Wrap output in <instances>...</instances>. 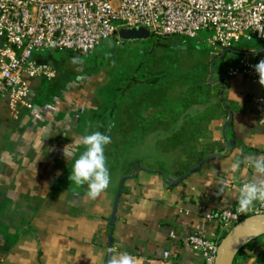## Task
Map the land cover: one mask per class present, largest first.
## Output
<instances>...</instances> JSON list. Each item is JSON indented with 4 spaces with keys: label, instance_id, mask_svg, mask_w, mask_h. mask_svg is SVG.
<instances>
[{
    "label": "crops",
    "instance_id": "0c3cea01",
    "mask_svg": "<svg viewBox=\"0 0 264 264\" xmlns=\"http://www.w3.org/2000/svg\"><path fill=\"white\" fill-rule=\"evenodd\" d=\"M227 52L240 51L233 45ZM227 52L214 51L208 61L224 58ZM260 54L242 56L256 61ZM44 64L56 75L46 83L44 78L31 81L30 109L14 111L7 99L0 101V264H110L119 259L118 253H127L133 264H201V251L189 243L193 235L216 242L219 249L235 229L223 227L221 213L237 208L244 183L264 181L249 163H241L235 172L231 169L245 155L264 157V125L252 101L264 96V85L240 76L219 78L212 85L219 88L223 111L213 113L205 125L211 146L197 143L202 131L186 125L184 133L196 136L179 147L183 155L172 154L154 167L135 161L121 165L115 177L110 175L109 187L90 199L86 184L70 182L75 157L66 160L63 149L94 131L109 134L117 120V107L110 116L116 99L105 114L96 109L100 100L95 97L61 93L68 82L75 84L81 76L102 70L64 76L51 62ZM167 143H161L164 149L170 147ZM229 260V264H264V235L237 244Z\"/></svg>",
    "mask_w": 264,
    "mask_h": 264
},
{
    "label": "built area",
    "instance_id": "2783aa9c",
    "mask_svg": "<svg viewBox=\"0 0 264 264\" xmlns=\"http://www.w3.org/2000/svg\"><path fill=\"white\" fill-rule=\"evenodd\" d=\"M121 28L191 39L204 32L207 44L220 51L255 36L263 44L258 60L245 55L226 75L260 84L254 66L264 60V0H0V101L7 99L14 111L30 109L31 81L55 78L49 65L35 59L36 53L92 52L102 41L118 38ZM252 101L264 125V96ZM249 215L264 217V202L249 213L225 210L220 216L223 227L231 230ZM189 243L201 251V264H216V242L193 235Z\"/></svg>",
    "mask_w": 264,
    "mask_h": 264
},
{
    "label": "rangeland",
    "instance_id": "374dc122",
    "mask_svg": "<svg viewBox=\"0 0 264 264\" xmlns=\"http://www.w3.org/2000/svg\"><path fill=\"white\" fill-rule=\"evenodd\" d=\"M207 38L208 34L204 32L195 39L151 35L145 40L127 42L109 38L92 52L80 53L82 55L74 61L77 67L82 66L89 72L102 71L81 76L76 82H81L79 85L68 82L71 86L62 87L61 93L73 97H95L100 100L96 109L105 114L116 99L119 109L117 120L111 129L108 128L110 132L107 134L112 139L105 147L111 177L121 170V165L131 161L154 167L164 163L163 159H169L172 154L179 158L185 152L179 147L196 136L184 133L186 125L192 128L196 125L198 133L202 131L199 137L196 136L197 143L203 142L204 148L212 145L213 141L207 138V122L213 113L223 111L219 88L212 84L221 77L229 80L226 72L237 65L242 54L257 53L263 49V44L255 36L250 39L243 37L234 44L239 53L227 52L224 58L217 57L214 62H209L210 53L218 51L222 54V51L209 46ZM60 57L59 53L53 54L55 59ZM131 77H134L133 93H137L122 97L123 83ZM154 80V86L142 87L144 81ZM168 113H171V118H165L164 114ZM201 115L203 119L199 118ZM165 141L170 145H165L167 150L162 146ZM208 150L203 151L213 153ZM166 153H169L168 157H165ZM249 216L243 225L238 226V232L249 231L264 219Z\"/></svg>",
    "mask_w": 264,
    "mask_h": 264
},
{
    "label": "clouds",
    "instance_id": "9594fccd",
    "mask_svg": "<svg viewBox=\"0 0 264 264\" xmlns=\"http://www.w3.org/2000/svg\"><path fill=\"white\" fill-rule=\"evenodd\" d=\"M260 77V84L264 85V60L254 66ZM111 136L100 131L83 135L76 145H66L63 156L75 157L69 176L70 182L75 185H87V196L96 199L101 192L110 185V171L106 164L105 147L111 143ZM82 149V150H81ZM76 153H79L77 156ZM241 163H249L254 172L264 177V157L245 155L243 160H237L231 165L233 172L237 171ZM257 202H264V181L246 182L239 189L237 209L239 213L251 210ZM115 249H109L114 252ZM119 259L112 260L110 264H133L132 258L127 253H118Z\"/></svg>",
    "mask_w": 264,
    "mask_h": 264
},
{
    "label": "water",
    "instance_id": "95a60500",
    "mask_svg": "<svg viewBox=\"0 0 264 264\" xmlns=\"http://www.w3.org/2000/svg\"><path fill=\"white\" fill-rule=\"evenodd\" d=\"M116 36L122 41L131 42V41L148 39V38H150L151 33L145 28H131V29L121 28L116 33ZM165 37H169V36H165ZM121 190H122V183L120 184V186L118 188L116 198H115V202H114L113 213H112V217H111V221H110V227L111 228L115 224L116 214H117L119 200H120V196H121ZM243 223H245V221L242 222L241 224H243ZM238 228L239 227L237 226L234 229L232 235L228 239H226L225 242H223V244L219 247L217 259H216V264H221L223 255L226 254V252L229 249L234 248L237 244L241 243L244 239L264 235V219L260 220L258 225H256L254 228H252L249 231L238 232V230H237Z\"/></svg>",
    "mask_w": 264,
    "mask_h": 264
},
{
    "label": "trees",
    "instance_id": "16d2710c",
    "mask_svg": "<svg viewBox=\"0 0 264 264\" xmlns=\"http://www.w3.org/2000/svg\"><path fill=\"white\" fill-rule=\"evenodd\" d=\"M115 39V38H113ZM105 41V40H104ZM103 42V41H102ZM101 44V43H100ZM99 44V45H100ZM98 45V46H99ZM97 46V47H98ZM95 50V49H94ZM231 50V49H230ZM229 50H225V52H227ZM59 53L61 54V57L60 59H55L53 58V54L54 53ZM48 53V55H47ZM52 53V54H50ZM82 54L80 53H74V52H70V51H58V50H52V51H46V52H39V53H36L35 54V57L36 59L39 61V62H42V63H52V65L54 66V68L56 69V71L60 74V75H72L71 73L74 74V76H78V74H80V72L83 70V71H86L87 69H84L82 68V66L80 67H77V65H75L74 61L80 57ZM61 65V66H60ZM58 66H60L61 68H59ZM77 68V69H76ZM81 69V70H80ZM75 70H79L78 73H75L77 71ZM132 78L134 77H131L129 79V81H127L126 83H123L125 84L124 85V88H123V92H122V97L123 95H129L131 93V89H132ZM156 81H144L143 84H155ZM118 84V83H117ZM120 84V83H119ZM220 96V95H219ZM117 107V104L115 105V107L112 109V112L110 113V116H112L113 114V111L114 109H116ZM109 121H112V119H110V117L107 119ZM237 208H234V210H236Z\"/></svg>",
    "mask_w": 264,
    "mask_h": 264
},
{
    "label": "bare ground",
    "instance_id": "6f19581e",
    "mask_svg": "<svg viewBox=\"0 0 264 264\" xmlns=\"http://www.w3.org/2000/svg\"><path fill=\"white\" fill-rule=\"evenodd\" d=\"M243 225V224H242ZM248 228V227H247ZM249 229V228H248ZM233 250H234V248H231V249H229L227 252H226V254H224L223 255V257H222V261H221V264H229V259H230V256L232 255V253H233Z\"/></svg>",
    "mask_w": 264,
    "mask_h": 264
}]
</instances>
